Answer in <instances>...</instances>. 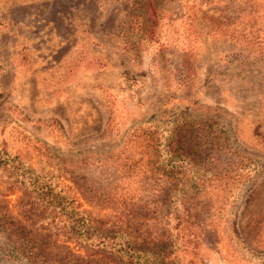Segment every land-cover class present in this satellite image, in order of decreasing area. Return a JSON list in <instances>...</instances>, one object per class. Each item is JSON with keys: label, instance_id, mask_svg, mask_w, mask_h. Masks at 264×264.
<instances>
[{"label": "rangeland", "instance_id": "obj_1", "mask_svg": "<svg viewBox=\"0 0 264 264\" xmlns=\"http://www.w3.org/2000/svg\"><path fill=\"white\" fill-rule=\"evenodd\" d=\"M173 113L216 123L211 132L257 167L248 191L211 176L201 199L208 233L183 222L180 255L186 264H264V0H0V117L10 116L1 137L33 169L76 192L82 210L113 213L81 196L94 182L119 179L126 196L143 188L134 176L80 160L117 151L136 128ZM209 150L201 162L227 166V154ZM195 170L190 178L199 183ZM27 199L0 170V215L27 226L39 264L88 259L41 205L25 208ZM134 211L133 223L153 225L152 215ZM0 224V264H28L7 248ZM191 240L201 242L195 252Z\"/></svg>", "mask_w": 264, "mask_h": 264}, {"label": "trees", "instance_id": "obj_2", "mask_svg": "<svg viewBox=\"0 0 264 264\" xmlns=\"http://www.w3.org/2000/svg\"><path fill=\"white\" fill-rule=\"evenodd\" d=\"M143 15L137 17L147 23L149 19ZM9 117H0V123H6ZM188 118L187 114L177 113L161 116L149 126L138 127L127 135L117 151L116 148L98 151L80 160L84 167L87 163L106 165L121 178L134 176L143 188L135 197L117 191L119 179L104 185L94 182L89 190L85 186V191L80 193L85 201L95 208L103 207L113 212L104 218L94 216V211L82 210L76 192L47 179L24 161V155L10 151L1 132L0 170L9 173L12 182L20 184L28 195L25 208L41 205L50 215V224L53 227L63 224L69 239L79 244L80 251L88 259L75 256L74 264H95V256L112 264H186L180 255L183 248L181 225L193 220L200 235L205 237L208 233L210 214L202 206L201 199L207 196L211 176L216 182H226L227 186L236 184V188L245 186L248 191L257 172L256 164L249 157L240 156L227 142L229 138L211 132L219 127L216 123L209 125L203 119L190 122ZM13 141L15 144L17 140ZM209 149L227 154L230 157L227 166L222 167L218 158H212L213 167L212 162H201L200 159L209 157ZM194 170L202 180L199 183L190 178ZM135 208L152 215L153 225L133 223ZM205 211L208 215L202 217ZM1 222L7 248L18 260L24 258L28 264H39L42 254L27 226L14 223L8 214L0 215ZM190 242L191 251H197L201 242L195 245L192 240Z\"/></svg>", "mask_w": 264, "mask_h": 264}]
</instances>
